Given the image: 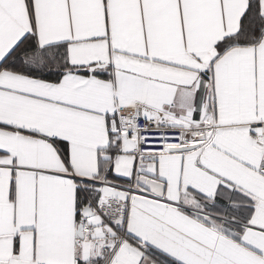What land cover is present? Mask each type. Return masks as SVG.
I'll use <instances>...</instances> for the list:
<instances>
[{
    "label": "snow or ice",
    "instance_id": "obj_1",
    "mask_svg": "<svg viewBox=\"0 0 264 264\" xmlns=\"http://www.w3.org/2000/svg\"><path fill=\"white\" fill-rule=\"evenodd\" d=\"M0 264H264V0H0Z\"/></svg>",
    "mask_w": 264,
    "mask_h": 264
}]
</instances>
